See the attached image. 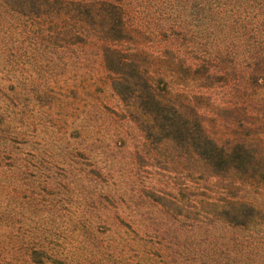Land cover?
<instances>
[{"label":"trees","instance_id":"trees-1","mask_svg":"<svg viewBox=\"0 0 264 264\" xmlns=\"http://www.w3.org/2000/svg\"><path fill=\"white\" fill-rule=\"evenodd\" d=\"M0 264H264V0H0Z\"/></svg>","mask_w":264,"mask_h":264}]
</instances>
